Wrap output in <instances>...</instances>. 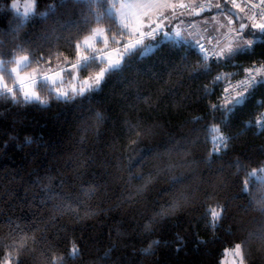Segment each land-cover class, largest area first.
Segmentation results:
<instances>
[{"label": "trees", "instance_id": "16d2710c", "mask_svg": "<svg viewBox=\"0 0 264 264\" xmlns=\"http://www.w3.org/2000/svg\"><path fill=\"white\" fill-rule=\"evenodd\" d=\"M11 1L0 0V33L4 34L0 39L4 40L6 47H11L12 29L20 22L11 8ZM48 2L39 0L40 12L46 10ZM97 26H104L106 30L109 27L107 23L93 25ZM45 27L44 18L34 16L20 27L19 37L35 39ZM146 43L155 47L157 42ZM184 48L187 45L183 42L179 47L171 40L161 43L154 52L134 59L121 74L111 77L100 91L82 102L50 100L48 107L33 104L21 108L0 101V220L11 217L43 228V222L56 215V226H48L46 235L56 247V256L63 258L58 259L57 264H113L115 261L119 264H220L225 249L248 240L250 232L264 230V214L255 208L241 211L240 206L247 200L238 181L243 180L245 173L236 174V169L229 167L239 159L250 171L264 162V131L246 127L250 120L254 122L255 116L264 111L257 106V101L264 100V87L258 89L254 98L232 116L224 129L225 134L231 137L230 147L213 169L203 163L190 169H177L175 174L183 173L185 187L191 197L187 207L163 221V226L153 234H144V224L155 211H159L161 204H168L173 198L168 191L169 184L163 178H158L142 196L137 197L135 204L117 206L125 193L127 181V173L119 171L117 166L128 154L126 133L130 125L139 124L143 128L157 126V135L145 138L139 145L146 148L157 144L163 146L170 139L190 136L193 129H201L213 121L208 110L210 101L203 98L202 87L218 72L234 69L219 68L206 78L193 79L188 71L182 69ZM39 54L36 53L37 56ZM64 54L68 53L65 51ZM189 61L195 65L196 57L190 55ZM41 95L43 99L49 98L47 91H42ZM140 97H147L148 103ZM96 112L101 113V121L96 120ZM194 117H203V124H192ZM25 138H31L32 143H26ZM210 147L207 143L197 145L189 159L204 160ZM92 156L101 166L92 165L81 171L87 179H92L95 173L101 177L99 183L102 185L107 181V187H101L96 197L87 201L88 207L98 211L99 215L76 223L70 214L55 213L53 202L40 205L45 193L35 181L39 179L47 184L46 178L50 176L55 185L64 179V192L74 199L80 195V182L75 179L73 165ZM173 158L180 157L174 154ZM152 168L150 162L142 171L147 173ZM105 172L111 175L105 176ZM256 183H264V178L256 180ZM141 184L139 180L132 181L134 187ZM216 203L229 205V211L220 227L213 231L207 227L209 217L206 210ZM84 211L81 206L80 214ZM117 232L122 235L117 236ZM4 233H7V228ZM177 234L185 239L179 252L175 243ZM37 235L39 237L40 234ZM197 239L206 243L197 245ZM73 240L81 248L76 259L68 258ZM151 240H160L161 244L154 249V254H145L142 249L147 248ZM110 248V259H102ZM245 251V264H264V246L258 241H249ZM49 255L46 246L41 244L27 258L26 264H48Z\"/></svg>", "mask_w": 264, "mask_h": 264}, {"label": "snow or ice", "instance_id": "6c2138e0", "mask_svg": "<svg viewBox=\"0 0 264 264\" xmlns=\"http://www.w3.org/2000/svg\"><path fill=\"white\" fill-rule=\"evenodd\" d=\"M11 8L17 9L16 15L20 22L12 29L11 47H6L4 40L0 39V101L13 106L23 108L35 104L48 107L50 100L73 103L90 99L93 93L100 91L111 77L121 74L134 59L154 52L161 43L170 40L176 47L181 42L187 45V48L182 49L185 55L181 65L193 79L206 78L219 68L234 69L230 72H218L203 85V98L210 101L208 110L213 121L203 125L201 129H193L190 136L180 140L170 139L163 146L157 144L141 148L139 145L145 138L157 135V126L143 128L135 124L128 127V154L121 158L122 163L117 166L119 171L127 173V181L125 193L121 195L117 206L124 203L130 206L135 204L137 197L142 196L158 178L165 179L173 198L170 203L161 204L159 211H155L144 224V234H153L158 227L163 226V221L191 202L183 173L176 175L177 169H190L200 163L213 169L230 147L231 137L225 134L224 129L230 124L232 116L254 98L258 89L264 87V58H259L264 57V51H257L264 49V0H187V3L183 0H49L43 12L39 11V0H28L22 13L18 10V0H13ZM213 9L214 15H203ZM34 16L44 18L47 27L35 39H21L20 27ZM194 16H201L200 24L204 35L195 39L191 38V33L182 36L177 22L183 24L186 22L185 17ZM217 16L222 17L224 22L217 20ZM65 17L66 19H62ZM103 23L108 24L107 30L93 27ZM187 24L189 28L194 27L191 20ZM3 35L0 33V36ZM101 36L103 46L97 47L93 41ZM146 41L157 43L153 47ZM61 48L64 50L61 51ZM65 51L67 55L64 54ZM37 52L40 53L39 56L36 55ZM190 55L196 57L195 65L189 61ZM42 91H47L48 99L41 97ZM139 99L148 103L147 97ZM257 106L264 108V100L257 101ZM95 118L97 121L103 119L99 112L95 113ZM191 123L203 124V117H194ZM246 127L264 131V112H259L254 122L250 120ZM25 140L28 144L32 143L31 138ZM84 142L82 138L81 144ZM203 143L211 145L207 157L202 161L189 159L192 150ZM174 154L180 158L174 159ZM150 162L153 164L152 170L144 173L142 169ZM92 165H97L94 156L78 160L73 165L75 179L80 182V195L74 199L65 194L64 179L55 185L50 176L46 178L47 184L39 179L35 181L45 193L39 201L40 205L53 202L55 213L70 214L76 223L99 215L98 211L88 207L87 201L95 198L101 187L106 188L107 181L100 184L101 177H97L95 173L92 174V179L86 178L81 170ZM229 167L235 168L236 174L245 173L243 180L238 181L241 184L240 191L247 200L246 204L240 206L241 211L247 212L255 208L264 214V183H256V180L264 178V162L259 168L250 171L239 159ZM104 175L111 174L105 172ZM133 180H139L142 184L134 187ZM232 199L235 200L236 197ZM66 200H71L72 203L65 204ZM81 206L85 208L83 214L79 212ZM228 211L229 205L221 203L207 209V227L217 230L221 221L227 218ZM55 222L56 215L44 221L43 228L11 217L0 220V264H26L27 258L41 244L46 246L50 254L48 264H57L58 259L63 260L56 256V247L46 235L47 227H55ZM120 235L122 233L117 232V236ZM251 240L264 246V230L250 232L248 240L235 244L234 252L240 258L239 264H245V249ZM175 243L178 245L176 251H181L185 244L184 237L177 234ZM205 243L202 239L196 240L197 245ZM160 244V240H151L142 252L154 254V249ZM111 251L110 248L102 259H110ZM80 254V245L73 240L68 258L76 259ZM113 264L119 262L115 261Z\"/></svg>", "mask_w": 264, "mask_h": 264}, {"label": "rangeland", "instance_id": "374dc122", "mask_svg": "<svg viewBox=\"0 0 264 264\" xmlns=\"http://www.w3.org/2000/svg\"><path fill=\"white\" fill-rule=\"evenodd\" d=\"M12 3H13V0L11 1V4ZM27 3H28V0H18V10H19V12L22 13L24 11ZM13 11L16 13L17 9H13ZM214 14H215V11L211 12L208 15L211 16V15H214ZM217 20H219L221 23L224 22L223 18L220 17V16H217ZM117 22L119 23L118 18H117ZM97 27H102V28L106 29L104 26H97ZM102 40H103V36L97 37V39L95 41H93V43L97 47H102L103 46ZM111 47H112V45L110 44L109 45V50H111ZM9 67H11V66H9ZM41 97H42V95H41ZM239 259L240 258L235 255L234 246L233 247H229V248L225 249L224 256H223L220 264H239Z\"/></svg>", "mask_w": 264, "mask_h": 264}, {"label": "crops", "instance_id": "0c3cea01", "mask_svg": "<svg viewBox=\"0 0 264 264\" xmlns=\"http://www.w3.org/2000/svg\"><path fill=\"white\" fill-rule=\"evenodd\" d=\"M175 1L179 2V0H175ZM183 2L187 3V0H183ZM208 14H210V13H203L204 16H209ZM184 19L186 22L183 24H179L177 22L178 29L181 32L182 36L188 35V33L185 30L186 25H188L187 24L188 20H191L192 24L194 25L193 30H192V32H193V36L191 37L192 39H195V38H198L199 36L204 35V33L202 31V25L200 24L201 16L185 17ZM165 30H167V29H165Z\"/></svg>", "mask_w": 264, "mask_h": 264}, {"label": "built area", "instance_id": "2783aa9c", "mask_svg": "<svg viewBox=\"0 0 264 264\" xmlns=\"http://www.w3.org/2000/svg\"><path fill=\"white\" fill-rule=\"evenodd\" d=\"M213 2H215V0H213ZM238 2H239V0H238ZM177 10L180 11V9H177ZM213 10H214V9H213ZM197 11H199V9H197ZM185 30H186L187 33H191V34L193 33V32H192L193 27L189 28L188 25H186ZM263 112H264V111H263Z\"/></svg>", "mask_w": 264, "mask_h": 264}]
</instances>
